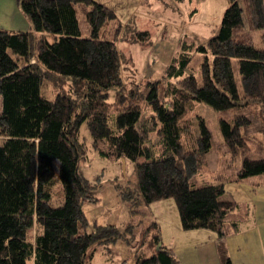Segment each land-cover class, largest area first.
I'll return each mask as SVG.
<instances>
[{"label":"trees","instance_id":"trees-1","mask_svg":"<svg viewBox=\"0 0 264 264\" xmlns=\"http://www.w3.org/2000/svg\"><path fill=\"white\" fill-rule=\"evenodd\" d=\"M17 2L30 30L0 29V264H89L95 247L135 242L137 224L97 225L83 214L98 185L77 173L81 124L97 156L133 164L136 188L112 183L129 216L171 199L180 228L213 232L219 263L230 264L223 239L249 207L219 200L222 182L264 185V0H226L215 35L182 38L163 76L127 93L117 47L124 26L112 11L94 0ZM131 38L143 43L148 33ZM44 86L55 94L42 95ZM197 103L214 111L219 137L192 118ZM143 107L151 130L138 123ZM257 147L262 157L250 159ZM204 172L214 184L198 185ZM136 244L129 264L177 263L155 223Z\"/></svg>","mask_w":264,"mask_h":264},{"label":"rangeland","instance_id":"rangeland-1","mask_svg":"<svg viewBox=\"0 0 264 264\" xmlns=\"http://www.w3.org/2000/svg\"><path fill=\"white\" fill-rule=\"evenodd\" d=\"M226 5V0H141V6L136 11L137 18H140V20L135 21L136 26L134 29L147 31L151 35L150 42L127 46L121 44L120 41L117 42L118 49L120 46L126 58L122 64V76L124 77L126 93L130 92L133 87H138L142 91L145 82L155 79V76L158 75L160 68H157V65L160 62L151 59L155 54L154 51L151 52V46L152 43L153 45L155 44L160 33H162V43L167 54L171 53L177 38L179 39L183 36L190 38L195 44L204 43L216 34ZM127 32H129L128 28L124 30V35ZM47 38H50V36ZM156 44H159V41ZM141 55H144V60H142ZM194 62L195 59L192 60V64H195ZM165 66L162 64L161 67L164 68ZM196 66L192 65L191 67L195 68ZM151 70L154 71L152 72L153 74H151ZM69 84V81H65L66 89ZM50 87L44 86L42 95L52 97L55 91ZM113 92V89L108 92L110 99L113 96ZM150 115V110L143 107L138 123L145 130H151L149 123L145 119ZM194 116H199L207 121L219 137L216 117L212 109L197 103L192 113L193 119L195 118ZM149 136L150 140L147 144L153 155L158 156L161 153L158 139L154 137L153 131L150 132ZM79 138L83 142L85 154L78 161L77 173L89 184L98 185L93 193V196L98 201L94 204H82V211L88 223L94 222L89 220L95 217L98 223L106 225V222L111 221L110 216H115L117 222L115 221L114 224L108 222L111 223L110 225L122 227L126 223L137 224L133 230L135 242L126 244L119 240L114 245L109 246V253H106L101 247H95L92 250L89 264H119L124 263V259L129 264V260H132V256L137 249L136 241H139L142 231L151 223L158 222L160 224L162 235L159 237L166 243L167 233L174 232V226L177 227L176 225L178 224L177 211L173 201L171 199L163 200L152 207L149 204H143L135 208L136 214L134 216L127 215L125 213L128 211L127 205L120 201L112 183L120 187L136 188L133 164L125 161L122 171L121 164L118 162H110L97 156L91 149L90 137L84 124H81L79 128ZM199 185H204V183L199 182ZM110 188L116 193L115 196L118 197L120 203H113V197L109 193ZM100 212L104 215L103 218L100 216ZM94 223L96 224V222ZM28 264L31 263L28 262Z\"/></svg>","mask_w":264,"mask_h":264},{"label":"crops","instance_id":"crops-1","mask_svg":"<svg viewBox=\"0 0 264 264\" xmlns=\"http://www.w3.org/2000/svg\"><path fill=\"white\" fill-rule=\"evenodd\" d=\"M94 1L104 8L108 9L109 11H112L117 17L118 21L124 26V30L128 28L129 32H127L126 35H124L123 33L120 36L118 42L120 41L121 44H125L126 46L134 45L137 43L140 44V42L135 41L131 37L134 31H140L139 29H134V27L136 26L135 21L140 20V18H137L136 11L138 7L141 6V0ZM138 16L142 17L140 15ZM0 29L22 32L30 30V23L27 18L21 13L17 0H0ZM184 37L188 38L186 36H183L182 38ZM182 38H177L174 43V47L169 54H167L164 50V46L162 43V33H160V36L155 41V44L153 45L152 43L151 52L154 51L155 58L152 57L151 59L153 61L158 60L160 62V64L157 65V68H160V70H158L159 73L157 76H155V79L150 81L157 80L158 78L163 76L165 69L168 67L174 54L176 53L178 43ZM49 40H51V38ZM150 40L151 35L148 33L147 41L141 44H147L148 42H150ZM157 41H159V44H156ZM119 50L121 51L120 46ZM121 54L123 55L122 51ZM141 57L142 60H144V55H141ZM123 59H126L124 55ZM145 59L148 60L147 57H145ZM128 60L131 62L130 59ZM162 64L166 66L162 68ZM152 72L154 71L151 70V74H153ZM248 157L250 159H259L262 157V154L257 147L254 149H250ZM240 162L241 156L237 154V156L234 158V162L231 168V171L233 173L238 170ZM198 177L196 176L198 185L199 182H202L204 184H214L212 174L204 172L202 174L200 173V176ZM222 185L224 192L219 197V200L227 202L246 203L249 207L247 219L237 225L235 233L228 234L223 239L224 247L226 249L230 264H264V185L253 188L244 183H229L228 181L222 182ZM109 193H111L113 197L114 204L120 203L118 197L115 196L116 193H114L111 188L109 189ZM95 199L96 203L98 200L96 197ZM162 201L154 202L149 205H151L152 207L153 205L159 204ZM125 213L128 215V212ZM100 216L102 218L104 217L102 212H100ZM110 219L111 221L108 222H111L112 224H114L115 221L117 222V218H115V216H110ZM89 221H94L97 225H101V223H98L96 221L95 217H93ZM108 222H106V225L111 224ZM155 224L159 230V236H161L162 228L158 222H155ZM176 226L177 227L174 226V232L172 231L170 233H167L168 238H166V243L162 240V238L160 239L159 237L160 243L171 251L172 255L177 261L176 264H220L215 246L216 235L213 232L208 230H182L179 225V220Z\"/></svg>","mask_w":264,"mask_h":264},{"label":"water","instance_id":"water-1","mask_svg":"<svg viewBox=\"0 0 264 264\" xmlns=\"http://www.w3.org/2000/svg\"><path fill=\"white\" fill-rule=\"evenodd\" d=\"M120 163H121V167H122V171H123V169H124V159H121Z\"/></svg>","mask_w":264,"mask_h":264}]
</instances>
